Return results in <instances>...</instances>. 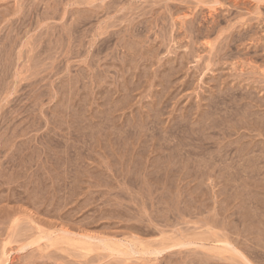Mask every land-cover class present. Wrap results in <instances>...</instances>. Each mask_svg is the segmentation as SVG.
Wrapping results in <instances>:
<instances>
[{"label":"rangeland","instance_id":"obj_1","mask_svg":"<svg viewBox=\"0 0 264 264\" xmlns=\"http://www.w3.org/2000/svg\"><path fill=\"white\" fill-rule=\"evenodd\" d=\"M219 1L0 0V264H262L264 0Z\"/></svg>","mask_w":264,"mask_h":264},{"label":"bare ground","instance_id":"obj_2","mask_svg":"<svg viewBox=\"0 0 264 264\" xmlns=\"http://www.w3.org/2000/svg\"><path fill=\"white\" fill-rule=\"evenodd\" d=\"M215 2H216L217 4H218V3L221 4L219 0H215ZM228 2H229L230 4H233V5H231V6H237V5L239 6V5H240V4H239V0H228ZM240 2H241V1H240ZM242 2H243V1H242ZM244 3H245V2H243V4H244ZM241 4H242V3H241ZM245 5H246V4H245ZM178 6H179V5H178ZM223 6H225V5H223ZM217 11H219V10L213 9V11H209V13L206 14L207 18H208V17H212V16H214V15H213L214 12H217ZM225 11H226V10H225ZM196 13H197V12H196ZM191 14L194 15L193 12H192ZM197 15H198V14H197ZM177 16H178V15H177ZM193 18H194V17H193ZM194 19H195V18H194ZM207 20H208V19H207ZM191 23H193V21H192ZM191 23H190V24H191ZM262 36H263V35H262ZM262 39H264V38H262ZM262 39H261L260 43L263 42ZM258 40H260V39H258ZM207 44H208V46H209V43H207ZM207 44H206V45H207ZM261 44H262V43H261ZM262 45H263V44H262ZM204 46H205V45H204ZM202 47H203V44H202ZM230 97H231V96H230ZM219 101H220V100H219ZM220 102H221V101H220ZM220 102H217L216 105H218V103H220ZM250 102H252V101H250ZM258 102H259V100H258ZM259 104H260L261 106L264 105V104H262L261 102H259L258 105H257V107L260 106ZM248 105H249V104H248ZM261 106H260V107H261ZM248 107H249V106H248ZM249 116H250V115H249ZM251 116H252V115H251ZM213 124H214V123H213ZM209 125H212V123L209 124ZM214 125H215V124H214ZM212 126H213V125H212ZM212 126H211V127H210V126H207V127H210L209 129H211ZM187 133H188V132H187ZM255 145H257V143H256ZM255 147H256V146H255ZM201 149H202V148H201ZM224 155H225V154H224ZM226 156H227V155H226ZM215 162H216V161H215ZM211 166H212V165H211ZM234 169H235V168H234ZM235 170H237V169H235ZM257 170H259V169H257ZM254 212H255V211H254ZM261 213H262V212H261ZM261 213H260V214H261ZM228 214H229V213H228ZM256 215H257V214H256ZM260 221H261V220H260ZM145 222H146V221H145ZM256 222H257V221H256ZM258 223H259V220H258ZM260 223H262V222H260ZM257 227H258V230H255V231H256V232L259 231V232L261 233L262 231L259 230L261 227H260V228H259V226H257ZM78 228H79V227H78ZM87 229H88V228H87ZM261 229H262V228H261ZM243 231H244V230H243ZM19 232H21V231H19ZM69 232H70V231H69ZM263 232H264V231H263ZM263 232H262V233H263ZM106 233H107V232H106ZM249 233H250V232H249ZM262 233L260 234L261 237H260V235H259V237H260L261 240H263L262 237H264V236H262V235H264V234H262ZM65 234H66V233H65ZM241 234L243 235V232H242ZM244 234H246V233H244ZM255 234H256V233H255ZM256 236L258 237V235H256ZM15 238H16V237H15ZM28 238H29V237H28ZM40 238H41V239H39V240L44 239V237H43V238L40 237ZM96 239H97V238H96ZM242 239H243V238H242ZM17 240H18V239H17ZM89 240H90V239H89ZM98 240H99V239H98ZM98 240H97V241H98ZM105 241H106V240H105ZM257 241H259V240L257 239ZM263 241H264V240H263ZM263 241H262V242H263ZM34 242H35V241H34ZM37 242L39 243V241H37ZM100 242H101V241H100ZM229 242H230V241H229ZM255 242H256V241H255ZM224 243H225V242H224ZM263 243H264V242H263ZM31 244H32V243H31ZM33 244H36V242L33 243ZM127 244H128V243H127ZM184 244H185V243H184ZM184 244H183V247L186 246L187 243H186L185 245H184ZM227 244H228V243H227ZM229 244H230V243H229ZM254 244H256V243H254ZM261 244H262V243H261ZM105 245H106V244H105ZM180 245H182V244H180ZM191 245H192L191 243L188 244V246H191ZM197 245H198V244H197ZM107 246H108V245H107ZM176 246H178V244H177ZM231 246H232V245H231ZM257 246H259V244H258ZM108 247H109V246H108ZM168 247H169V246H168ZM173 247H175V246H172L171 248H173ZM229 247H230V245H229ZM233 247H234V246H233ZM233 247H232V250H235V249H234L235 247H234V248H233ZM240 247H241V246H240ZM250 247H251V246H250ZM23 248H24V247H23ZM179 248H180V247H179ZM253 248H255V247L252 246V249H253ZM257 248H258V247H257ZM164 249H165V248H164ZM177 249H178V248H177ZM250 249H251V248H250ZM22 250H23V249H22ZM164 251H165V250H161V251H160V250H156L157 253H162V252H164ZM170 251H171V250H170ZM238 251H239V250L237 249V252H235V253L238 255V257H239V256L241 257V255H244V254H242V253H238ZM239 252H240V251H239ZM253 252H254V250H253ZM257 252H259V251H257ZM148 253H149V252H148ZM150 253H151V252H150ZM255 253H256V252H255ZM146 254H147V253H146ZM152 254L155 255L156 253L154 254V252H153ZM236 254H235V255H236ZM257 254H258V253H257ZM257 254H256V256L258 257V256L260 255V253H259V255H257ZM158 255H159V254H158ZM237 255H236V256H237ZM154 257H155V256H154ZM248 257H249V256H248ZM259 257H260V258H263L262 255H260ZM259 257H258V258H259ZM200 259H201V257H200ZM208 259H209V258H208ZM212 259H213V258H212ZM241 259H242V257H241ZM241 259H240V260H241ZM244 259H246V256H245V255H244L243 260H244ZM247 259H248V258H247ZM254 259H255V258H254ZM243 260H242V261H243ZM263 260H264V259H263ZM249 261L251 262V260H249ZM249 261L246 262V264H252V262L250 263ZM263 262H264V261H263ZM263 262H261V263L263 264ZM207 263H208V262H207ZM244 264H245V262H244ZM258 264H259V263H258Z\"/></svg>","mask_w":264,"mask_h":264}]
</instances>
